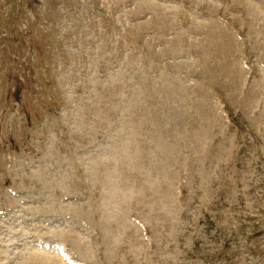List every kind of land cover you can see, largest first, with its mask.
Returning <instances> with one entry per match:
<instances>
[{"label": "rangeland", "instance_id": "1", "mask_svg": "<svg viewBox=\"0 0 264 264\" xmlns=\"http://www.w3.org/2000/svg\"><path fill=\"white\" fill-rule=\"evenodd\" d=\"M33 254L264 264V0H0V264Z\"/></svg>", "mask_w": 264, "mask_h": 264}, {"label": "bare ground", "instance_id": "2", "mask_svg": "<svg viewBox=\"0 0 264 264\" xmlns=\"http://www.w3.org/2000/svg\"><path fill=\"white\" fill-rule=\"evenodd\" d=\"M34 255V254H33ZM35 255H36V257H35ZM34 255V257H35V259L33 260V263L34 264H49L48 262H46V258L45 259H43L42 257H37L38 256V254H35ZM32 261V260H31Z\"/></svg>", "mask_w": 264, "mask_h": 264}]
</instances>
